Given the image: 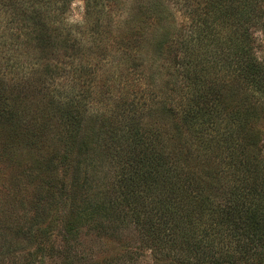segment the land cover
<instances>
[{
	"label": "trees",
	"instance_id": "1",
	"mask_svg": "<svg viewBox=\"0 0 264 264\" xmlns=\"http://www.w3.org/2000/svg\"><path fill=\"white\" fill-rule=\"evenodd\" d=\"M74 1L0 0V157L22 141L36 155L26 187L38 182L42 256L264 264V61L252 2L196 0L183 27L171 0L144 13L128 0H84L83 22L71 23ZM190 1L177 0L187 19ZM101 38L120 52L104 72L83 48ZM95 96L107 108L89 119ZM152 108L167 131L142 126ZM107 164L118 169L110 188L89 183ZM83 232L100 247L81 252ZM109 237L114 251L101 244Z\"/></svg>",
	"mask_w": 264,
	"mask_h": 264
},
{
	"label": "rangeland",
	"instance_id": "2",
	"mask_svg": "<svg viewBox=\"0 0 264 264\" xmlns=\"http://www.w3.org/2000/svg\"><path fill=\"white\" fill-rule=\"evenodd\" d=\"M128 1L129 4L133 3L137 6L135 11L142 13L148 11V8L154 4L153 0ZM195 1L196 0L190 1V14L187 15V17H189V19H187L184 10L180 8L177 0H171L168 7L172 14H174L177 25L182 24L184 27L187 20L188 23L192 22L190 20V16L191 19H194L195 14L193 13V6L191 3H194ZM250 2H252L251 9L254 11L253 13H255V19L257 21V25H255V28L253 29V32L256 36L257 51L259 57L264 61V0H250ZM235 5L236 0H230V8L235 7ZM231 13L232 15L235 14L234 8L232 9ZM84 16V0L74 1L69 17L70 22L81 23L84 20ZM221 20H223V18H221ZM89 45V41L85 43L83 46L84 52L86 55L93 57L94 61L102 62L103 68L101 72H104L109 68L106 67L110 66L109 62H112V59L115 57L118 58L120 56L119 49H113L108 42H105L104 38H101V43L98 42L96 48L90 45L93 47V53L86 51L89 49ZM163 80H166V77L163 78ZM142 81H144V86L148 85L146 78H143ZM12 83L13 81H7V85H11ZM172 83L173 81L171 80V84ZM95 97V102L92 103L93 106H91L88 113L89 119L92 118V114L95 109L98 110V112H101L103 109L107 108L106 104L97 103L98 97ZM175 97V94L172 95V98ZM171 100L173 99H170V101ZM155 109H157L156 106ZM141 124L147 129L151 127L157 128L160 126L163 127H161L160 130L167 131L169 129V122L165 121L163 124H161L159 117L156 113H154L153 108L145 112V116L142 119ZM3 138L0 139V143L5 139ZM2 147L3 146L0 145V151ZM26 148L27 145L22 141L19 146L16 145L13 152L8 154L1 153L3 156L0 157V264H60V258L42 256L39 251V240L35 235L37 234L36 231L43 223L41 221L34 220L35 212L33 205L35 201L38 202L37 199H39V197L33 198L35 195H32L35 194V187L38 185V182H36L35 185H32V187L29 189L28 186L26 187L28 183V180L26 179V175L28 173L27 171L31 164L34 165L33 161L36 159V155H32L30 151H27L28 153L24 154ZM108 167L109 164L106 166H101L100 168H96L95 170H90L89 183L92 182V184L96 187L97 185H100L102 187H106V190L109 189L112 181L116 179L114 177L115 175L113 174H116L115 171L118 169L116 170L115 168H112V170H107ZM106 173L109 174V178L107 179L103 178ZM60 228L61 227L59 226L56 227L54 232V238L57 241L58 247H60L62 244L60 241L62 235V232L59 231ZM29 230H32L31 233ZM84 230L85 229L83 228V231ZM124 232L125 231L122 230L120 233L126 235ZM86 236L87 235H85L83 232L80 238L81 242L79 243H82V246H80L81 252L85 248L94 249L100 247L95 243L97 239L95 240L93 237H90L89 239L94 240H89L86 238ZM122 238H124V241L127 242V238L125 236H122ZM101 244L104 245V248H108L110 251H114V249L118 247L117 240L113 239L112 237H109V239L105 238ZM83 253L80 254L82 259H84ZM37 254L38 256L36 257ZM149 255L150 253L148 251L141 253L136 257L135 264H150L151 259L149 258Z\"/></svg>",
	"mask_w": 264,
	"mask_h": 264
}]
</instances>
